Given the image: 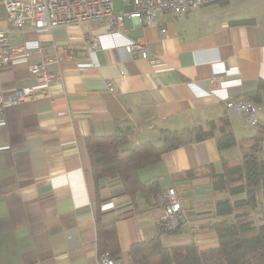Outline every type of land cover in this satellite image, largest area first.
<instances>
[{
	"label": "crops",
	"instance_id": "crops-1",
	"mask_svg": "<svg viewBox=\"0 0 264 264\" xmlns=\"http://www.w3.org/2000/svg\"><path fill=\"white\" fill-rule=\"evenodd\" d=\"M263 3L226 0L183 13L161 12L158 24L149 26L124 16L121 35L106 34L98 21L52 31L14 28L11 43H25L31 52L18 53L0 67V90L31 85L46 93L10 108L8 124L0 125V264H98L97 194L86 141L116 132L127 134L131 145L160 144L165 129L185 132L182 145L139 170L142 181L161 186L150 203L140 196L134 201L118 173L101 179L99 218L116 227L117 264H131L130 248L157 235L166 247L192 242L203 250L218 247L210 223L217 217V198L227 194L214 192L209 175H174L192 168L222 172L224 160L243 156L239 142L258 134L247 133V124L226 107L224 96L257 92L253 100L260 104L264 127V87L259 89L264 81ZM130 8L123 4L115 11ZM4 19L0 4V26ZM99 34L104 35L100 45L87 51L84 43ZM129 39L145 42L149 57L126 59L122 44ZM57 45H72L75 60L63 64L61 80L44 87L29 65L52 58ZM222 117L231 122L234 146L220 149L217 136L194 139L192 128L208 129ZM170 187L179 193L187 218L178 217L176 227L165 232L160 229L161 195ZM251 215L264 222V209Z\"/></svg>",
	"mask_w": 264,
	"mask_h": 264
},
{
	"label": "trees",
	"instance_id": "trees-1",
	"mask_svg": "<svg viewBox=\"0 0 264 264\" xmlns=\"http://www.w3.org/2000/svg\"><path fill=\"white\" fill-rule=\"evenodd\" d=\"M259 89L264 87L260 81ZM260 92V90L258 91ZM255 92L245 98L258 97ZM196 140L217 136L220 149L234 146L236 136L228 117L211 122L208 129L196 126L191 129ZM184 131L163 130V142L146 140L131 145L127 134L116 132L108 135H92L86 145L97 194V225L99 253L106 250L116 257L119 240L114 225L100 222V181L111 173H118L124 189L134 201L140 196L150 203L159 194L157 181H142L139 170L158 163L162 154L184 143ZM240 159L224 160V170L192 168L174 175L175 179H191L211 176L215 193H226L216 200V218L210 226L217 232L219 246L200 249L195 243L164 246L159 235L134 244L129 251L131 264H264V222L257 223L252 211L264 209V127L258 134L242 139Z\"/></svg>",
	"mask_w": 264,
	"mask_h": 264
},
{
	"label": "built area",
	"instance_id": "built-area-1",
	"mask_svg": "<svg viewBox=\"0 0 264 264\" xmlns=\"http://www.w3.org/2000/svg\"><path fill=\"white\" fill-rule=\"evenodd\" d=\"M130 5L129 10L121 14L115 11V0H0L4 8L5 19L0 26V67L10 64L18 53L31 52L27 44L14 45L11 43V33L14 28H33L34 31H52L60 25L80 23L83 21L101 22L109 35H121L125 30L124 16L144 22L146 25L158 24L161 12L183 13L192 9L203 7L210 3L226 0H120ZM162 32L166 28L162 26ZM104 35H94L84 43V48L93 52L101 43ZM126 59L138 56L147 58L149 51L145 42L140 39H129L122 44ZM56 54L52 58L43 59L29 65L30 74L38 84L47 86L52 81L62 79L60 70L66 62L75 60L72 45L55 46ZM39 51V50H38ZM58 64V69L50 65ZM223 66L221 71H225ZM221 88L227 84L222 82ZM113 89V82H108ZM203 92L204 94H211ZM45 89L38 92L35 86L16 87L11 92L0 90V125H7V114L10 108L25 100H35L39 95L45 94ZM226 107L235 112L239 118L249 126L257 129L261 127L263 115L260 107L254 100L224 96L222 98ZM164 205V215L160 221V229L165 232L172 231L177 225L178 217L187 218L183 202L175 187H170L161 195ZM98 264H117L115 256L106 250L99 254Z\"/></svg>",
	"mask_w": 264,
	"mask_h": 264
},
{
	"label": "rangeland",
	"instance_id": "rangeland-1",
	"mask_svg": "<svg viewBox=\"0 0 264 264\" xmlns=\"http://www.w3.org/2000/svg\"><path fill=\"white\" fill-rule=\"evenodd\" d=\"M232 2H235V1H241V0H231ZM257 1H262V2H264V0H242V2L244 3V4H246V5H251L252 3H255V2H257ZM115 5H116V7H115V10L117 11V12H119L121 9H122V7H123V3L122 2H120L119 0H115ZM261 7H264V3L261 5ZM257 104H258V106L260 107V104L257 102V101H255ZM248 126V128H246L247 129V133H249V130L250 131H252V132H256V130H258L257 128H255V127H253V126H249V125H247ZM234 159H238L237 157H235Z\"/></svg>",
	"mask_w": 264,
	"mask_h": 264
}]
</instances>
